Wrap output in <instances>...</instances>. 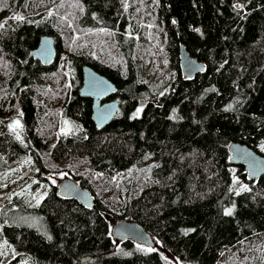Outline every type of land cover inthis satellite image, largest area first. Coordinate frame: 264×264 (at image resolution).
Returning <instances> with one entry per match:
<instances>
[{"label": "trees", "instance_id": "1", "mask_svg": "<svg viewBox=\"0 0 264 264\" xmlns=\"http://www.w3.org/2000/svg\"><path fill=\"white\" fill-rule=\"evenodd\" d=\"M0 25V175L25 158L39 179L70 165L95 200L86 210L51 185L30 216L18 213L28 220L9 215L20 198L7 200L0 245L13 254L1 249L0 264H166L115 241L120 220L185 264H264V177L247 181L227 150L237 142L264 156V0H0ZM44 36L50 66L31 57ZM180 45L205 66L193 80ZM83 66L117 88L120 111L101 130L79 96ZM65 122L73 133L59 132ZM232 168L247 185L238 194Z\"/></svg>", "mask_w": 264, "mask_h": 264}, {"label": "water", "instance_id": "2", "mask_svg": "<svg viewBox=\"0 0 264 264\" xmlns=\"http://www.w3.org/2000/svg\"><path fill=\"white\" fill-rule=\"evenodd\" d=\"M31 57L43 66L53 64L56 59L53 38L42 37L37 48L31 52ZM178 58L184 79L193 80L204 73V64L190 56L183 45H180ZM116 93L117 88L111 81L89 66H83L79 96L91 100V120L98 130L108 125L120 111L119 102L113 99ZM227 150L229 163L235 167H241L247 181L257 183L264 177V156L237 142H231ZM56 190L61 199L75 201L89 211L94 209L95 200L92 194L73 180H63ZM111 236L117 242L131 241L147 248H153L155 245L151 236L137 222L118 221L111 229ZM88 261L89 258L86 257L81 260V263L85 264Z\"/></svg>", "mask_w": 264, "mask_h": 264}, {"label": "rangeland", "instance_id": "3", "mask_svg": "<svg viewBox=\"0 0 264 264\" xmlns=\"http://www.w3.org/2000/svg\"><path fill=\"white\" fill-rule=\"evenodd\" d=\"M142 110V107L139 106L136 111L134 112V116L140 115ZM19 122V119L15 120L12 125H15L16 122ZM12 129L15 131L17 136L19 138L23 139V131L22 127L19 124L16 127H12ZM59 132L64 133V134H69L74 132L73 126L69 122H65V125H60L59 127ZM259 150L264 152V140L259 143L258 145ZM70 165H66L63 167H58V172L57 173H49L45 175L44 179H39L38 176H36L37 169L33 162L29 160V158H25L22 162L17 163V164H7V166L3 169L6 174L2 173L0 175V178L3 176V179L0 181L2 186H1V191H0V208L3 207L5 202L7 200H10V203H12V200L17 197L20 198V207L22 206V209L16 210L15 206H11V210H15L13 212H10L9 215L11 217H19L22 220H28L25 217H21L18 213H20L21 210H26L29 212H32L35 208H37L42 201V199L47 195L50 186H55L57 187L63 180L65 179H72L70 176V170H69ZM232 170V175H231V187L232 190L235 193H241L244 189L247 188L246 183L244 182V179L240 176H238L235 173L234 168ZM77 183V181H74ZM78 184V183H77ZM227 209H232L233 208H227ZM130 222V220H125ZM118 221H112V227L115 225ZM33 224H37L36 220L32 221ZM111 227V229H112ZM151 236V235H150ZM153 242H154V247L153 248H147L145 246L143 247H133L131 250L136 251V252H149L151 250H154L156 252H159L161 257L164 259L166 264H185L178 259H176L174 256H172L169 252H167L163 247L159 245L157 240L151 236ZM262 244H264V238L260 241ZM259 242V243H260ZM258 243V244H259ZM4 244V243H3ZM1 244V254L4 258H6V255H11L13 254V251L10 250L7 246ZM255 245L252 248L247 249V254H250L251 256L255 255V250H260L262 248L261 246ZM124 252V255H127L130 253V251H126L124 248L120 246H116L114 249V253L117 254H122ZM235 259L232 258L230 259L229 264H235ZM27 264H32V263H27Z\"/></svg>", "mask_w": 264, "mask_h": 264}, {"label": "snow or ice", "instance_id": "4", "mask_svg": "<svg viewBox=\"0 0 264 264\" xmlns=\"http://www.w3.org/2000/svg\"><path fill=\"white\" fill-rule=\"evenodd\" d=\"M17 19L22 20L23 17H17ZM0 27H2V25H0ZM18 125H19V122L17 121V122L15 123V125H10V127H16V126H18ZM17 139H19V136H17ZM231 213H232V209H227L226 212H225V215H231Z\"/></svg>", "mask_w": 264, "mask_h": 264}]
</instances>
